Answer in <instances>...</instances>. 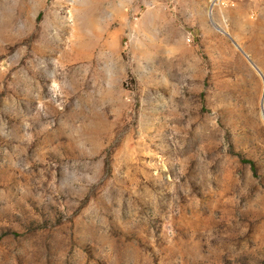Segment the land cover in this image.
<instances>
[{"label": "rangeland", "instance_id": "rangeland-1", "mask_svg": "<svg viewBox=\"0 0 264 264\" xmlns=\"http://www.w3.org/2000/svg\"><path fill=\"white\" fill-rule=\"evenodd\" d=\"M0 264H264V0H0Z\"/></svg>", "mask_w": 264, "mask_h": 264}, {"label": "built area", "instance_id": "built-area-1", "mask_svg": "<svg viewBox=\"0 0 264 264\" xmlns=\"http://www.w3.org/2000/svg\"><path fill=\"white\" fill-rule=\"evenodd\" d=\"M243 0H207V9L208 12H212L214 10H222V9H232L236 7L238 3H241ZM185 41L190 43L192 41L191 35L187 34Z\"/></svg>", "mask_w": 264, "mask_h": 264}, {"label": "crops", "instance_id": "crops-1", "mask_svg": "<svg viewBox=\"0 0 264 264\" xmlns=\"http://www.w3.org/2000/svg\"><path fill=\"white\" fill-rule=\"evenodd\" d=\"M192 1H194V0H192Z\"/></svg>", "mask_w": 264, "mask_h": 264}]
</instances>
